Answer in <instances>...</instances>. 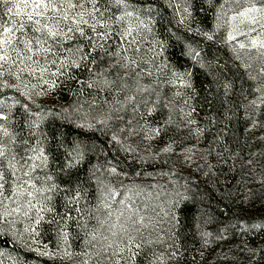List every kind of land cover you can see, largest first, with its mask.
Returning <instances> with one entry per match:
<instances>
[{
  "label": "snow or ice",
  "instance_id": "1",
  "mask_svg": "<svg viewBox=\"0 0 264 264\" xmlns=\"http://www.w3.org/2000/svg\"><path fill=\"white\" fill-rule=\"evenodd\" d=\"M208 3L209 7L215 8L213 31L192 29L185 24V21L191 22L192 15L186 2L183 6L180 3L175 5V15L180 17L177 23L184 25L187 32L200 35L207 41H214L215 31L227 25L223 43L228 44L243 35L248 36L249 42L237 41L238 49H264V0H223L218 5L208 0ZM153 10L152 4L146 0H137L136 3L132 0H0V235H10L14 243L20 242L18 236L23 239L27 235L37 247L33 249L29 244H25V247L35 250L40 256L51 257L55 253L47 250L48 245L43 250L39 248L37 237L42 234L40 230L46 226L55 233L59 251L60 245L67 246L72 235L69 228L75 222L78 229L84 230L86 245L95 248L99 244L101 251L96 255L102 257L104 264H138L145 251L144 245L153 243L142 238L144 216L132 206L130 197L117 200V190L99 177L96 183L100 197L95 214L91 209L86 211L80 207L81 199L88 193L82 189L80 178H73V170L78 169L84 161V152L76 144L71 149H64L62 162L56 159L57 153L51 151V144L41 131L52 112L50 109L45 112L43 106L36 103L37 98L55 92L63 81H75L81 94L85 88L95 89L97 94H106L105 104L109 108L108 113L98 119L100 125L107 127L113 118L122 121L119 113L127 111L130 106L134 115L140 112L143 105L147 116H152L159 94L156 101L145 99V94L151 96L155 91L151 85L141 82L144 76H153L150 69L142 66L149 63L141 55L145 44L150 45L148 51L153 54L152 66L158 73L170 76L165 83L178 81L183 88H192L190 72L170 67L166 60L156 62L158 57L164 55L167 42L148 39L155 36ZM245 24L248 25L247 31H242L241 26ZM156 48L160 51L157 52ZM184 48L183 56L201 68L208 66L201 52L196 51L190 43H185ZM260 55L264 57V52ZM260 75L264 77V66L260 69ZM156 82H160L159 76ZM231 87V83L223 85L226 96ZM10 92L13 94L9 95ZM253 92L258 95L245 106L249 122L246 132L264 129V124L254 117L256 112L264 109V85H258ZM109 95L112 100L107 99ZM175 95L180 96L181 93ZM189 99L184 100V106L189 110L185 112L184 107L180 108L181 120L186 121L185 127H189L190 137L194 136L199 142L205 129L190 127L198 125V121L192 118L195 109L188 104ZM170 104L171 101L164 107L168 108ZM17 107L26 114L28 135L23 138L9 127L13 110ZM140 116L145 120V125L150 123L143 112ZM172 123L170 112L168 119L148 131L158 137ZM219 139L220 136H217ZM111 141L124 148L116 133L112 134ZM178 146L181 151L177 155H183L184 161L190 162L197 151L195 146L183 147L170 138L160 151L172 153ZM61 147L58 144V150ZM217 155L224 162L223 152ZM246 164L259 165L264 169V161L249 158ZM241 166L244 167L243 164ZM208 167L211 170L214 165ZM105 170L109 174L117 173V168L111 162H108ZM97 171L99 167L92 165L90 176H95ZM261 177L264 179V171ZM62 184L65 186L62 187ZM186 199L183 193L176 192L170 207L163 210L172 228L179 226L177 210ZM57 200L62 201L63 212L57 211ZM114 203L119 206L113 207ZM73 210L75 217L71 214ZM93 220L96 226L89 231L88 222ZM18 223L24 224L22 231L16 227ZM253 227L264 230V225ZM248 251L254 260L257 249L249 248ZM175 254L172 253L173 256ZM64 255L69 253L65 251ZM152 255L154 260L147 261V264H164V253L156 255L153 252ZM83 264H88V261H83Z\"/></svg>",
  "mask_w": 264,
  "mask_h": 264
},
{
  "label": "trees",
  "instance_id": "2",
  "mask_svg": "<svg viewBox=\"0 0 264 264\" xmlns=\"http://www.w3.org/2000/svg\"><path fill=\"white\" fill-rule=\"evenodd\" d=\"M219 1L211 0V3L218 5ZM146 2L151 3L154 9L151 13L156 21L153 27L154 39L167 42L164 55L161 56L163 61L166 60L170 67L191 73L192 88H188V97L189 105L195 109L192 118L198 121L196 126L205 129L197 142L194 136L190 137L189 128L183 129L173 122L157 137L158 144L165 145L170 138L183 147L193 144L204 164L203 169H199L197 163L193 162L191 167L182 171L165 157L145 162L129 161L125 152L111 141L110 132L87 129L71 118L70 112L81 94L75 81H63L52 93L53 101L48 106L52 114L47 117L41 131L46 134L51 151L57 153L56 159L61 162L64 149H71L79 144L83 150L84 161L78 169L73 170V178L79 177L82 189L88 193L80 201V207L86 211L94 210L98 203L96 178L101 173L116 180L122 177L150 178L157 172L176 171L175 176L181 178L178 181L179 192L187 199L182 201L177 210L179 226L175 228V236L179 250L170 264H206L199 259L203 250H207L210 258L218 260L212 264H264V230L253 227L264 225V179L261 177L264 169L259 165L246 164L249 158L264 161L262 131L257 128L245 131L249 127L248 110L245 106L254 95V82L234 60L226 43H223V37L215 35L214 41H207L200 35L189 33L184 25L177 23V18L166 4L159 0ZM188 4L192 13L191 22L185 21V24L192 29L213 31L215 8L209 7L208 0H189ZM177 36L180 37L179 40L176 39ZM185 43H190L196 51L201 52V57L208 66L201 68L190 58L183 56L181 53L185 50ZM225 83L232 85L227 96L223 88ZM48 108L44 111L47 112ZM258 113L264 117V109ZM25 115L21 109H16L13 113V130L21 138L28 135ZM154 117L158 118L159 124L168 119L159 111ZM217 136H220L219 140ZM58 144L63 146L59 150ZM225 148L228 151H224ZM218 152H223L224 162L220 161ZM108 162L117 168L116 174H109L105 170ZM92 165L99 167L95 176H90L89 173ZM208 165L214 167L209 170ZM60 175L63 177V173ZM56 206L57 211H64L61 200L56 201ZM71 214L76 216L74 210ZM40 231L44 242H57L51 229L45 226ZM69 231L72 233L69 240L74 246L79 248L84 244V231L78 229L75 222L71 224ZM203 233L210 235L205 236ZM207 243L210 245L207 246ZM249 248L257 249L254 260ZM0 250L12 253L22 264L34 261L52 263L14 243L10 235H0ZM236 254H243L245 260L240 261ZM145 256L147 254L144 251L140 257L143 264Z\"/></svg>",
  "mask_w": 264,
  "mask_h": 264
},
{
  "label": "rangeland",
  "instance_id": "3",
  "mask_svg": "<svg viewBox=\"0 0 264 264\" xmlns=\"http://www.w3.org/2000/svg\"><path fill=\"white\" fill-rule=\"evenodd\" d=\"M162 3L166 4L167 7L170 9L172 14L175 15V5L180 3L182 6L186 2L188 4L189 0H159ZM133 3L134 0H132ZM223 0L218 2L221 3ZM172 4L169 7V4ZM183 8L181 7V12ZM230 14V13H229ZM177 20L179 21L180 17L176 16ZM225 17L224 19H226ZM223 24V21H221ZM248 25H242L241 30L247 31ZM227 25H223L219 30L215 31V35L218 37L226 38L227 35ZM255 35V33H252ZM149 40L154 39L153 36L148 37ZM237 41L244 42L248 44L249 38L248 36H237L235 41H232L227 45L228 49L231 51L234 60L241 65V67L245 70L246 74L249 77H255V79H251L254 82L255 88L258 85H264V77L260 75V69L264 66V57L260 55L261 52H264V49L257 51L254 48H245V49H238ZM150 45L145 44L143 46L141 55L144 56V59L149 60L148 64L142 65L145 69H150L153 72L152 77L144 76L142 78V83L146 85H151L155 91L151 93V96L145 94V99H150L152 101H156L157 94H159V101L156 105V111L152 114V116L148 117L146 114V109L143 105H141L140 112L136 113L135 115L132 113L131 106L127 109V111L120 112L119 115L123 117L122 121H117L115 118L109 121L107 127L100 125L97 123L98 119L101 118L102 115H106L108 113L109 106L105 104V93L100 92L97 94L95 89H86V92H83L79 96L78 103L75 104L73 110H71L70 115L71 118L75 119L79 125L87 129H101L111 133H116L117 136L120 138L124 148H121L115 142L113 144L119 147L121 150L125 152V155L129 161H136V162H145L150 159H160L165 157V159H169L175 166L179 167L182 171L188 169L192 166L193 162L197 163L199 169H203V162L201 161V157L199 156L198 152L196 151L193 154L192 160L190 162H185L183 155L178 156L177 153H180L181 147H175L174 152L172 153H164L160 150L164 147V145L158 144V138L155 136V133H149V128L157 127L158 118L154 117L156 112H160V114H164L169 117L171 112L172 121L176 122L180 127L183 129H188L189 127H185L184 120H181V111L180 108L184 107V111L187 112L189 108L184 106V100L188 98V88H183L180 83L177 81L173 84L165 83L170 76H167L163 73H158L156 68L152 66L151 57L152 52L148 51ZM236 49L235 51L233 49ZM156 51L159 52V49L156 48ZM239 57V59L237 58ZM163 61L162 57L157 58V63ZM242 65H250V67H245ZM157 76H159V83L156 82ZM180 92V96H176L175 93ZM12 95L13 93H8ZM18 95V94H17ZM53 94L51 93L48 96H43L36 99L37 104H41L45 109L51 105L53 101ZM255 95L258 93H254L253 97L249 100L253 99ZM122 98V97H121ZM108 100H112V96L107 97ZM171 104L168 108L164 107L165 104ZM189 104V100H188ZM16 109H20L17 107ZM13 110L14 111L16 110ZM33 109L35 110V106L33 105ZM50 109V108H48ZM143 112L145 114V118L150 121L149 124L145 125V120L141 119L140 113ZM115 116V113H113ZM254 117L257 118L261 124H264V117L260 116L258 112L254 114ZM13 115L9 122V127L13 129ZM91 124L92 126L89 127L88 125ZM144 125V127H141ZM192 128L196 127V125L190 126ZM121 129H125V131L121 132ZM131 129L132 131H128ZM262 131L264 135V129L257 128ZM146 136H151L152 138H146ZM193 144H190L187 147H191ZM125 149H130V151H125ZM179 150V151H177ZM202 156V155H201ZM175 172L173 173H164V172H157L154 176L150 178H113L110 175H104L101 173L100 179L104 181L105 184H110L117 190L118 196L117 200L125 198V196L130 197V203H132L133 207L139 209L140 214L144 216V227L141 228V235L144 240H151L153 243L151 245H144L145 253V264L147 261L154 260L153 252L156 255L160 253H164V264H170L172 258L177 255L179 250V245L176 240L175 236V228H172L168 222L167 217L164 215V209L170 207L172 199L175 198L176 192L180 191V184L178 183L179 176H175ZM97 195L98 198L100 197L99 186L97 185ZM99 204V199L97 200ZM118 203H114L113 207H118ZM93 210L94 214L95 211ZM103 211V209H101ZM87 220V217H85ZM162 221V222H161ZM83 222V221H82ZM95 221L88 222V230L90 231L93 227H95ZM20 231L23 230L24 224L18 223L16 226ZM84 231V230H83ZM85 237V236H84ZM20 246L24 247L25 249L29 250L28 247H25V244H29L32 246L33 249L37 247L36 244L32 243L31 238L27 235L20 239ZM40 241L39 248L41 250L44 249L45 245H48V251L55 253V255L48 257V256H40L37 254L35 250H29L35 253L37 256L44 258L52 263H42L38 261H34L27 264H83V261L87 260L88 264H104L102 257H98L96 255L97 252L101 251L99 244L93 248L91 245H86L85 243L82 244L79 248L69 240L67 246L60 245L59 251L57 250L58 241L54 244L46 243L43 241V237L40 235L37 237ZM210 244L207 243V246ZM222 246V245H221ZM68 252L69 255H64V252ZM175 252L176 254L173 256L172 253ZM85 253L87 255H85ZM242 255L236 254V258L245 260ZM241 257V258H239ZM201 263L205 262L206 264H212L217 262L218 260L210 258L207 250H203L200 253L199 257ZM22 264L19 258L14 256L12 253L6 252L5 250H0V264ZM138 264H143L142 260H139ZM242 264H245L244 262Z\"/></svg>",
  "mask_w": 264,
  "mask_h": 264
}]
</instances>
